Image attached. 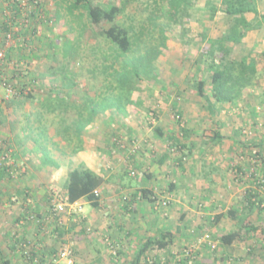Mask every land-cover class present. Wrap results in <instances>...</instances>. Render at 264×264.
I'll use <instances>...</instances> for the list:
<instances>
[{
	"label": "rangeland",
	"instance_id": "374dc122",
	"mask_svg": "<svg viewBox=\"0 0 264 264\" xmlns=\"http://www.w3.org/2000/svg\"><path fill=\"white\" fill-rule=\"evenodd\" d=\"M3 1L2 4H7ZM40 1L55 21L52 38H56L58 45L49 54L47 51L38 54L39 57L30 65L35 75L45 78L43 88L35 90L33 99H16V90L5 100L6 93L0 90V165L4 164L6 157V166L11 165L12 170H15L13 166L16 164L22 166V171L29 177L33 168L48 174V169L43 167L47 160L43 155L46 148V153L61 161L62 171H49L56 174L60 182L57 196L63 209L57 212L55 223L60 224L63 237L57 239V234H53L50 238L53 227L41 231L37 214L32 211L25 220L26 229L20 230L11 219L17 218L21 210L20 197L13 190L17 189L22 178L8 184L6 176L5 183L0 185V192L10 190V196L6 195L3 200L0 195V257L12 260V264L24 263L23 254H16L14 247L20 233L25 236L30 233L27 240L34 244L36 254L40 251L38 256L48 257L46 264H50L52 256L53 264H77L79 253L74 261L73 258L60 257L64 249L75 250L69 238V233L73 231L70 228L82 225L84 219L83 203H78L80 206L76 207L66 203V165L69 158L70 169H89L104 175V191L110 196L104 197L99 189L101 208L105 206L108 210L102 208L98 220L107 223L106 226L114 219H122L117 214L118 205L130 202L128 188H121L122 184L130 188L132 182L148 180L152 183L145 188L153 189L159 201L155 207L150 203L140 204L144 207L143 217L150 219L156 216L165 220L168 228L182 229L175 231V241L168 249L149 250L143 264H181L186 259L185 255L188 256V250L197 261L203 259L212 264H228L236 257L240 260H232L230 264H264V213L257 208L249 212L245 200L250 189L259 190L254 181H258L264 163V153L255 146V143L264 142V21H255L253 25H260V29L251 31L242 44H228L225 49L230 59L255 62L256 74L252 76V85L243 89L235 103L216 105L212 72L204 61L211 60L207 53L213 46H218V39L229 28L231 18L220 12L211 17L206 0H190L186 15L181 14L184 13L181 9L169 7L170 0H92L99 5L125 4L127 8L118 21L132 28V33L145 31L134 52L129 55L133 61L123 64L119 60L115 66L119 78L112 80L109 69L103 66L101 60L111 45L100 34L101 28L90 23L87 12H75L70 8L73 0ZM258 9L260 16H264V7L258 5ZM8 13L12 15L11 11ZM58 15L62 17L58 19ZM110 26L111 23L106 22L102 28ZM214 42L215 45L212 44ZM67 46H71L70 54L65 52ZM145 51L149 54L157 51L159 54L150 63ZM223 55V52L217 53L218 57ZM142 56L144 59L140 58ZM57 61L67 63L64 74L60 72L55 79L49 80L53 77V70L57 72L56 67L61 71ZM120 75H124L123 81ZM63 78L76 80L77 85L63 86L66 84L61 80ZM201 79L207 82L204 98L196 93L195 87ZM61 90L64 91L61 95L69 104L53 105L47 101L60 95L58 91ZM49 106L55 107L56 113L55 110L49 112ZM37 111L47 112L42 121L48 124L49 134L41 133L40 140L36 142L32 140L35 131L28 133L31 138L25 145L26 150L21 151V142L28 135L26 114ZM83 112L85 115L93 112L92 121L81 120L79 115ZM155 112L157 119L152 116ZM177 113L182 114V125L177 122ZM162 127L168 130L164 132V138L158 137L155 132L156 128ZM132 129L133 132H130ZM218 129L224 140L213 143L209 136L215 135ZM74 132H81L80 136ZM172 135L189 145L193 152L171 142L169 137ZM147 147L151 152L145 151ZM14 153L17 156H12ZM167 155L169 157L162 167L158 160ZM155 168L162 172L153 179L151 175ZM171 183L176 185L173 191L170 190ZM11 196L16 200L11 202ZM108 200L111 202H105ZM34 201L32 204H35ZM164 202L166 204L162 205ZM89 207L88 204L85 206ZM133 207L140 209L134 204ZM104 210L108 212L103 213ZM233 210L237 211L235 216L227 214ZM220 213L227 215L213 224L215 216ZM130 217L134 221L129 230L135 232L138 227L134 225H140L139 219L135 215ZM148 220L146 223L151 231L146 233V237L137 231L135 234L138 236L131 243L128 241L130 247L124 246L126 252L123 255H119L120 245L111 247L108 244L111 239L99 235L109 249H105L106 254L101 253L103 255L98 262L87 256L85 264H130L135 259L133 251H137L147 237L159 232L153 226L154 222ZM251 224L258 228L254 233L259 241L237 242L233 246L222 244L221 238L225 233L245 232L243 227ZM160 225L161 222L156 227ZM56 240L54 247H48V241L53 244Z\"/></svg>",
	"mask_w": 264,
	"mask_h": 264
},
{
	"label": "trees",
	"instance_id": "16d2710c",
	"mask_svg": "<svg viewBox=\"0 0 264 264\" xmlns=\"http://www.w3.org/2000/svg\"><path fill=\"white\" fill-rule=\"evenodd\" d=\"M7 3L0 5V14L5 13L7 14L8 11H11L12 15H5L4 17L8 18V23H10L12 26L9 27V24L1 23L2 30L0 32V49L4 52V59L0 61V74L5 75L9 79V84L12 85V87L17 90V96L18 98H25V99H33L34 98V92L35 90H40L44 86V79L41 75H35L31 71V64L32 61L37 59L39 57L38 54H41L45 51L47 53L52 50L53 48L57 47L58 43H56V38H52L54 35V28L52 27L55 23L53 17L51 16L50 12L46 9L45 5L40 0H5ZM163 1V0H162ZM4 2L3 0L1 1ZM0 2V4H2ZM206 4L208 5V8L211 9V17H215L218 12L226 14L231 18V24L227 31L221 36L220 39H218L217 47L213 46L209 49V52L207 53V56L211 58L209 62L204 61L205 63H208V68L211 70V82L213 85L214 93L213 98L215 99V104H232L235 103L242 95V91L245 87H248L249 85H252L253 79L252 76L256 74V64L254 61H247V59H242L241 61L230 59L227 55L228 53L225 52L226 45L228 44H235L240 45L243 42V39L246 37V35L256 28L255 25L251 21H248L247 15L248 14H254L255 19L257 20L260 16L259 11L257 9L255 0H206ZM218 2V4H217ZM217 5H216V4ZM25 4V5H24ZM190 0H170V3H168L169 7L172 6L175 9H181L184 13H180L182 15H186L187 8L190 7ZM24 6L26 9H24ZM72 8L75 12L81 10H84L87 12L88 17L90 19V23H92L93 26L101 28V35L105 37V39L109 42L111 45L109 48V52L106 53V55L102 58L103 66L109 69V72L111 74L110 80L112 79H118L119 74L118 71L115 69L116 63L119 62V60L123 61V64H126V61H133L132 59H129V55L134 52L135 46L139 44L141 41V36H144V32H140L139 34L132 33V28H129L123 24H121L118 21V17L122 15L127 6L124 5H99L95 4L92 0H73V2L69 6ZM28 8V10H27ZM9 16V17H8ZM62 16L58 15V19ZM109 22L111 23V26L106 29L102 28L103 25ZM260 26V25H257ZM15 27V30H11V28ZM143 30H146L145 28ZM12 36V40L10 41V44L7 45V35ZM52 35V36H50ZM213 45L216 44V42L212 43ZM65 47V46H64ZM219 48V49H216ZM71 46H67L65 48V52L71 53ZM111 51V52H110ZM146 52V51H145ZM144 52V53H145ZM218 52H223V57L217 56ZM251 52V51H249ZM147 53V52H146ZM49 54V53H48ZM149 57L147 58L148 62H153L154 59L159 54L157 51L153 54H149ZM146 54V55H147ZM84 57V55H83ZM141 59H144V56L140 57ZM96 60V58H94ZM137 60L139 58H136ZM135 60V58H134ZM98 61V59L96 60ZM57 65L61 68V71H59V68L56 67L57 72L53 70V77H49V80L55 79V77L60 74H64L63 69L67 65L66 62H58ZM112 69V70H111ZM34 74V75H33ZM121 76V81L124 78V75ZM62 81L66 82L63 86H74L77 85L76 80H69V79H61ZM31 85H29V84ZM206 80L201 79L197 81L196 83V93L200 97H206ZM5 86V85H4ZM1 86L0 90H3L5 92V88L7 86ZM31 86H33L31 88ZM28 92V93H26ZM6 93V92H5ZM60 95H58L56 98L52 97L49 98L47 101L54 104H64L68 103L64 99V97L61 95L64 93V91H58ZM20 95V96H18ZM7 96V95H6ZM4 95V98L6 97ZM62 96V97H61ZM8 97L5 98L7 100ZM65 100V101H63ZM67 106V105H66ZM50 109H47L49 112L54 111L56 113V108L49 106ZM78 112H82L79 109H76ZM1 112V110H0ZM37 111L32 114H26V121L25 126H27L25 129H27V134L30 132L35 131V137L32 136V140L38 142L40 140L39 135L41 133L48 134V124H46L43 120V116L47 117V112ZM178 117L177 122L179 124L182 123V114L177 113ZM95 114L93 112L88 113L87 116L79 115L80 119L86 118L87 120L93 119ZM156 119L158 118L157 113H153V115ZM34 119V121H31V119ZM77 119V118H76ZM75 119L74 123L77 124L78 121ZM48 121V120H47ZM153 124V123H151ZM182 125V124H181ZM24 126V127H25ZM23 127V129H24ZM185 130V129H182ZM187 130V129H186ZM66 132V131H63ZM70 132V131H68ZM156 134L160 138H164L165 134L164 132H168V130H164L162 128H156L155 129ZM75 135H79L81 132H74ZM31 134L26 135V139H23L20 145V150L25 151L26 147L25 145H28V141ZM67 136V135H66ZM78 136V137H79ZM121 136V135H120ZM70 137V136H69ZM68 139V138H67ZM169 139L171 142H175L176 145H178L180 148H188L191 152H193L191 147L187 144H184L178 137L176 138L174 135L170 136ZM210 141L213 143L218 142L221 143L223 139V136L219 132V129L216 131L215 135L209 136ZM6 143V142H4ZM134 143V141H133ZM174 145V143H173ZM255 146L264 153V142L255 143ZM0 152L2 153V149L0 147ZM44 153V152H43ZM12 156H17V154H12ZM45 157L51 162L53 161L51 158V155L45 154ZM169 157V155L164 156V158L159 159L158 162L160 164H163L166 159ZM6 162V157L4 158ZM0 165V185L5 183V177L7 176L8 184L10 182H15L16 179H19V177L24 178L25 177V171H22V166L14 165L13 168L15 170H18L17 172L15 170H12L11 165ZM54 162V161H53ZM262 168H260V174L258 181H254V184L259 186L258 188H255L253 190H249L246 195V204L247 208L250 209L249 212H252L253 209L257 208L260 213H264V193L262 194V191H264V163L262 164ZM238 169L241 171V167H238ZM257 173V172H256ZM255 175H253L254 177ZM257 180V179H256ZM105 179L101 175L97 174L96 172L89 170V169H79L76 168L75 170L71 171L68 174V179L66 182V203L67 205H73L76 203H79L81 200H87L89 201L93 206L96 208L100 205V194L97 195L96 191L104 185ZM176 185L174 183L170 184V190L173 191L175 189ZM58 192H53L52 196L49 197L48 201L49 204H51V212L52 214L49 215L47 218H42L37 216L38 225L41 227L48 226V228H52L55 225V229L52 230V232H55L57 234V239L62 238L63 234L61 232L60 224H56L57 221V212L56 209L57 206L60 204V201L58 200L59 196H57ZM138 195L141 196V199L145 200L146 203H150L152 206L155 207V204L159 201L155 191L153 189L143 188L139 191V194H137L134 199L129 198L130 203L137 201ZM133 199V200H132ZM159 205V204H158ZM237 213L236 210L230 211L227 214H230V216H235ZM224 213H220L215 216L213 224H217L221 221V219L227 215ZM249 227V228H248ZM243 228H245V232L239 231H233L229 233H225L222 238L221 242L224 246H231L235 243H241V242H248L250 240H256L259 241V239H256L255 233L258 231L257 227H254V225H246ZM264 230V229H263ZM52 236V235H50ZM210 238V236H207ZM52 238V237H50ZM175 241L174 235L172 232H165L161 231L158 235L155 237L149 238L144 244L141 245L140 250L137 252L135 259L130 264H141L142 259L145 258L147 255V252L151 249H157V250H166L168 249ZM48 243V242H47ZM57 244V241L55 245ZM111 247L115 244V241L110 240L108 243ZM34 245V244H33ZM33 245L28 241L27 239H21L20 236H17L16 239V247L14 250L16 254H23V258L27 261H23L22 264H46L47 261L44 260V257L38 256L36 254L35 250H33ZM29 250V251H28ZM33 250V251H32ZM2 251L0 250V255ZM38 253V252H37ZM55 254V252H53ZM75 250H71V258H73V261L76 257ZM191 253L185 255L186 259L181 264H201L199 263V260L197 261ZM58 255V254H57ZM57 255H54V257H57ZM53 256L50 260V264H53L54 261ZM0 264H12V260H7L5 257H0ZM74 264V263H73ZM154 264V263H153Z\"/></svg>",
	"mask_w": 264,
	"mask_h": 264
},
{
	"label": "crops",
	"instance_id": "0c3cea01",
	"mask_svg": "<svg viewBox=\"0 0 264 264\" xmlns=\"http://www.w3.org/2000/svg\"><path fill=\"white\" fill-rule=\"evenodd\" d=\"M255 3H256L257 9H258V5H261L264 7V0H255ZM0 5H3V4H0ZM258 11L260 12L259 9H258ZM259 15H260V13H259ZM255 18L256 17L254 14L250 13L247 15L248 21H251L253 24L255 23V21L256 22L264 21L263 17H259L257 20ZM259 29H260V26L256 25V28L253 30L258 31ZM249 33L246 35V37L249 35ZM244 39H243V41H244ZM42 112H40V113H42ZM84 115H85V113H84ZM86 115H87V113H86ZM90 124H91V122L89 123L87 128H89ZM164 130H167V129H164ZM130 132H133V129L130 130ZM64 133H68V131H66ZM48 134H49V131H48ZM45 150H47V148ZM45 150L43 153L44 156H45V154H48L45 152ZM147 150H148V152H151V149L148 147L145 149V151H147ZM162 158H164V156ZM67 159H68V162L66 165L67 166V168H66V179H68V174L71 171L75 170L74 167H71V169L69 168L70 167L69 163L71 162V160H69V158H67ZM52 160L54 162L53 161L50 162L48 159L45 160V162H44L43 167H46V169H48V174L43 173V172H37V170L35 168H33V169H31L32 175L29 177V175L26 174L25 177L22 178L21 182L16 186L17 189L13 190L15 192V194L20 197L19 199L21 200V202L19 204H20L21 210H19V216L15 219L12 218L11 220L14 221V223H17L19 225V228L21 231L26 229L25 223L27 221H25V220H28L27 215L32 214V213H30L31 211L33 213H36L38 217H42V218H47L49 215L52 214L51 209H50L51 204H49L48 199H49V197L52 196L53 192L58 191V186L60 185L59 184L60 182L58 181L57 177H55L56 174H53L49 170L50 169H51V171H57V170L62 171L63 170V168H61L62 167L61 161H59V159H53L52 158ZM158 163H159V165H161L163 167L164 163L163 164H160V162H158ZM153 171H154V173H152V175H151L153 177V179H155L159 175V173L162 172L156 168ZM102 177H104V175H102ZM16 182H18V181L16 180ZM66 182H67V180H66ZM105 183H104L103 187L100 188V190L104 193V197L107 195L106 191H104L105 190L104 189ZM149 184H152V183H149L148 180H143L142 182H132V185L130 188L125 187L122 184L121 188H128L126 190L129 192L128 193L129 197L134 199V197L137 194H139V191L141 190V188L143 189V188H145V186H148ZM7 187H9V186H7ZM116 188H118V187H116ZM9 192H10V190H8V191L5 190L4 192L3 191L0 192V195L2 194L1 198L5 197L8 194L10 196ZM107 196H110V195H107ZM10 198L12 199L11 202L16 200V198H14V196H11ZM137 198H138L137 201L134 200L135 202H133V204L135 206L137 205V207H139L140 209H137V208L134 209L132 202L131 203L128 202L127 204L123 203V205H118V208H117L118 216L120 215V217L122 216L121 217L122 219L125 218L126 220L123 222L122 219H114V221L111 222L110 225H107V226H106L107 223H100L98 220V216H101V214H102L101 212L105 208V206H102V208H103L102 209L101 203H100L99 207L96 208L89 201H87L85 199L80 201L84 205L83 206L84 207V213H83L84 219L82 220V223H81L82 225H80L78 227H74V225H72L70 229H73V231L71 233H69V238L71 239V241L73 243V246L75 248V252L79 253V255L77 256L78 257L77 258V264H85L87 261L86 257L89 255L91 256L90 257L91 260L94 259L95 261L98 262L99 260H101L102 255L107 253V251H105V249L106 250L109 249V248L107 249V246H106L107 242L105 243L104 241H102L103 237H101L99 235L107 236L112 241H115V244L120 245L121 249H120L119 255H123L126 252L124 250V246L128 247V248L130 247V246H128L129 243H131L135 239V237L138 236V234H135L137 231H140L139 233H144V235L146 237V235H147L146 233L151 231L150 227L146 223V220H148L149 218L145 219L143 217L145 212L142 213V209L144 207L142 208L141 205L146 203V202H145V200L141 199L140 195H138ZM3 200H4V198H3ZM33 201L35 202V204H32ZM99 202H101V201H99ZM105 202L110 203L111 201L108 200ZM3 203H4V201H3ZM0 204H2V202H0ZM87 204L90 206L89 208H85V206ZM146 204H148V203H146ZM105 209L108 210V207H106ZM106 210H104L103 213H107L108 211H106ZM147 211H148V208H147ZM130 215H133V216L135 215V216H137V220L139 219L138 223L140 225L138 226L137 223L134 225V227H138V228H135L136 229L135 232H132L129 230V227L133 226V225H131L132 221H134L132 219L133 217H130ZM183 216L184 215H182V217ZM148 221L154 222L153 226H155L156 230L159 232H161V231L172 232L174 235V238H175V234H176L175 231H181V229H182L180 227H176L175 230L170 229V228H168V225L166 226L167 222H165V220L162 221L161 218H158L156 216L151 217ZM160 222H161V225L159 227H156V225L160 224ZM141 225H143V227ZM150 226H152V224ZM39 227H40L41 231L42 230L44 231V230H46L45 228H48V226H45V227L39 226ZM53 229H55V225L53 226ZM90 229L92 230L91 233H90ZM159 232L155 235H152L151 237H147L146 241L149 238H152V237H155L156 235H158ZM103 233H106V234L104 235ZM29 234L30 233H27V235L25 236V234L21 235V233H20L21 236L20 235L19 236L21 239H27V236ZM53 234H56V233L53 232L50 235H53ZM56 241H55V243H56ZM128 241H129V243H128ZM48 243L50 244V246H48V247H54V245H55V243L51 244L50 241H48ZM144 243L140 244L137 251L136 250L133 251L135 253V257H136L137 252L140 250L141 245ZM231 246H233V245H231ZM15 247H16V245H15ZM15 247H14V250H16ZM0 250L2 251L1 248H0ZM38 253H40V251ZM101 253H103V254L101 255ZM128 253H129V251H128ZM94 256H95V258H93ZM47 258L48 257H44V260H46L48 262L49 260ZM75 259H76V257H75ZM121 259L122 258H120V260ZM232 260L239 261L240 259L238 257H236ZM232 260H230L227 263L228 264L232 263L231 262ZM23 261H26V260L24 259ZM144 262H145L144 259H142V264ZM199 263H201V264H212L208 261H204L203 259H199Z\"/></svg>",
	"mask_w": 264,
	"mask_h": 264
},
{
	"label": "built area",
	"instance_id": "2783aa9c",
	"mask_svg": "<svg viewBox=\"0 0 264 264\" xmlns=\"http://www.w3.org/2000/svg\"><path fill=\"white\" fill-rule=\"evenodd\" d=\"M7 5V4H6ZM25 5V4H24ZM25 7H27V6H24V9H26ZM27 10H28V8H27ZM4 14L5 13H1L0 14V32H1V30H2V26H1V23H3L4 22V24H9L8 26L9 27H11L12 25L10 24V23H8L7 21H8V18L6 19L5 17H4ZM5 15H9V13L7 12V14H5ZM10 16V15H9ZM8 16V17H9ZM11 30H15L16 31V29H15V27H13V28H11ZM6 40H7V45H9L10 44V41L12 40V36L9 34V35H7V38H6ZM2 59H4V52H3V50H1L0 49V61L2 60ZM9 82V79L5 76V75H2V74H0V87L1 86H7V88H5V92H6V97H8L9 98V96L11 95V94H13L14 92H15V89L12 87V85L11 84H9L8 83ZM4 86V87H5ZM26 93H28V92H26ZM133 175H135V173H133ZM96 194L97 195H99V191L97 190L96 191ZM166 203L164 202L162 205H165ZM77 205H79L78 203H76V204H73V205H69V206H71V207H76ZM80 206V205H79ZM81 208V207H80ZM56 209V212H59V210H62L63 209V206L62 205H58L57 206V208H55ZM188 252V254L191 252V251H187ZM60 257H64V258H71V250H66V249H64V251L61 253V256ZM59 257V258H60ZM57 259V258H56Z\"/></svg>",
	"mask_w": 264,
	"mask_h": 264
}]
</instances>
